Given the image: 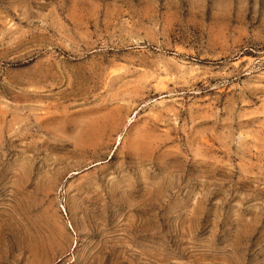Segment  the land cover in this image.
Here are the masks:
<instances>
[{"label":"rangeland","instance_id":"obj_1","mask_svg":"<svg viewBox=\"0 0 264 264\" xmlns=\"http://www.w3.org/2000/svg\"><path fill=\"white\" fill-rule=\"evenodd\" d=\"M0 264H264V0H0Z\"/></svg>","mask_w":264,"mask_h":264}]
</instances>
